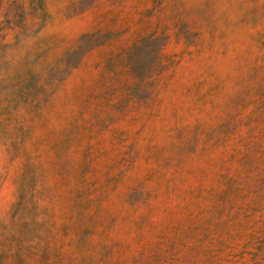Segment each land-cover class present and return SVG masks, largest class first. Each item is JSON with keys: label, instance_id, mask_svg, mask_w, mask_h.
Returning a JSON list of instances; mask_svg holds the SVG:
<instances>
[{"label": "rangeland", "instance_id": "rangeland-1", "mask_svg": "<svg viewBox=\"0 0 264 264\" xmlns=\"http://www.w3.org/2000/svg\"><path fill=\"white\" fill-rule=\"evenodd\" d=\"M0 264H264V0H0Z\"/></svg>", "mask_w": 264, "mask_h": 264}]
</instances>
